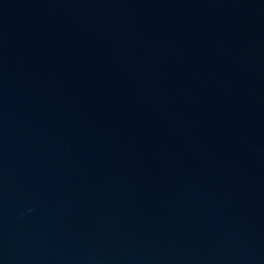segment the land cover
<instances>
[{"label":"water","instance_id":"water-1","mask_svg":"<svg viewBox=\"0 0 264 264\" xmlns=\"http://www.w3.org/2000/svg\"><path fill=\"white\" fill-rule=\"evenodd\" d=\"M0 264H264V0H0Z\"/></svg>","mask_w":264,"mask_h":264}]
</instances>
